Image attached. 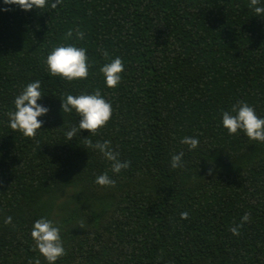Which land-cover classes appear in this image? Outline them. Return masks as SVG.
Listing matches in <instances>:
<instances>
[{"label":"trees","instance_id":"trees-1","mask_svg":"<svg viewBox=\"0 0 264 264\" xmlns=\"http://www.w3.org/2000/svg\"><path fill=\"white\" fill-rule=\"evenodd\" d=\"M249 3L63 0L40 11L0 0V264H48L31 237L41 217L61 230L67 254L55 264H264V143L222 126V110L239 100L264 118V17ZM69 29L84 40L66 39ZM66 43L87 49V79L50 76L46 57ZM101 49L125 65L116 88L99 71L110 62ZM35 80L49 112L32 139L13 132L8 112ZM97 88L111 102L110 121L68 141L80 118L62 113L61 97ZM185 136L199 146L189 151ZM89 138L110 140L131 166L113 173L85 148ZM181 151L184 166L172 169ZM105 172L115 187L95 183ZM68 190L84 205L102 200L105 214L86 224L78 204L68 211L59 201ZM246 212L236 236L230 228Z\"/></svg>","mask_w":264,"mask_h":264},{"label":"clouds","instance_id":"clouds-1","mask_svg":"<svg viewBox=\"0 0 264 264\" xmlns=\"http://www.w3.org/2000/svg\"><path fill=\"white\" fill-rule=\"evenodd\" d=\"M5 4L16 5L23 10H32L33 8L40 11L45 9H56L63 0H4ZM261 0H250L249 7L254 11L256 16L264 17V6H260ZM9 9H5L7 11ZM66 39H75L83 41L85 32L76 29L73 32L69 29L65 34ZM103 56L110 62L105 63L100 68L105 84L109 88H116L122 80V73L125 65L121 57L110 58L106 50L101 49ZM47 70L52 77H59L66 81H75L87 79L89 76V63L87 49L78 47L76 44L66 43L55 46L46 57ZM41 81L35 80L29 82L14 99L15 110L8 112L9 127L13 132H20L24 137L35 139L37 130L42 128L43 121L38 119L49 112V108L38 103L43 97L41 92ZM62 98L61 111L63 114H70L73 111L80 118L78 127L73 126L65 132L66 139L71 141L78 131L90 130L91 135L95 136L99 129L106 126L112 117V105L101 93L99 88L92 93L80 95L67 94ZM222 126L227 129L229 135H236L239 131L246 134L249 140L264 143V118L258 116L253 106H250L243 100L233 104L230 110H222ZM182 144L188 146V150H194L199 146V139L196 137L185 136L181 140ZM85 148L93 149L102 154V157L111 162V171L119 174L131 166V162L121 160L120 154L111 147L110 140L93 141L89 138L86 140ZM183 151L171 156L170 167L172 169L182 168ZM95 183L102 187H115L116 180L111 178L107 172L98 175ZM188 212H181V219L188 218ZM250 213H244L241 222L230 228V231L240 235V229L245 222L250 221ZM12 217L4 219L5 224H10ZM84 228L83 224L79 225ZM60 227L53 220L47 217H41L34 222L31 237L34 240V249L38 250L40 255L48 262H55L62 256L66 255V249L60 235ZM30 264L32 262L30 261ZM35 264H41L37 258Z\"/></svg>","mask_w":264,"mask_h":264},{"label":"rangeland","instance_id":"rangeland-1","mask_svg":"<svg viewBox=\"0 0 264 264\" xmlns=\"http://www.w3.org/2000/svg\"><path fill=\"white\" fill-rule=\"evenodd\" d=\"M76 193V192H75ZM74 191H70L68 190L64 196L61 197V200L59 201H65L66 202V206H67V210L70 211V209L74 206H76L78 204V206L81 207V211L84 214V219H85V223L87 224L89 221V218L93 215V214H97L98 212H102V214H105L106 209H104V203L102 200H98V199H90L88 201V203H85L87 205L82 204V199L79 201H73L74 200V195H75ZM57 210L54 209V213ZM87 228V227H86Z\"/></svg>","mask_w":264,"mask_h":264}]
</instances>
